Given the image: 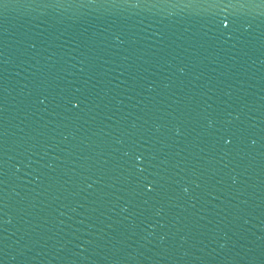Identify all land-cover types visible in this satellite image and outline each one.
I'll return each instance as SVG.
<instances>
[{
    "label": "water",
    "instance_id": "1",
    "mask_svg": "<svg viewBox=\"0 0 264 264\" xmlns=\"http://www.w3.org/2000/svg\"><path fill=\"white\" fill-rule=\"evenodd\" d=\"M0 264H264V0H0Z\"/></svg>",
    "mask_w": 264,
    "mask_h": 264
}]
</instances>
